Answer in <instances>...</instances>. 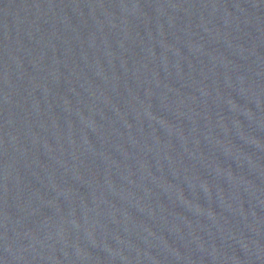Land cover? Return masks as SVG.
I'll use <instances>...</instances> for the list:
<instances>
[{"label":"water","instance_id":"obj_1","mask_svg":"<svg viewBox=\"0 0 264 264\" xmlns=\"http://www.w3.org/2000/svg\"><path fill=\"white\" fill-rule=\"evenodd\" d=\"M0 264H264V0H0Z\"/></svg>","mask_w":264,"mask_h":264}]
</instances>
